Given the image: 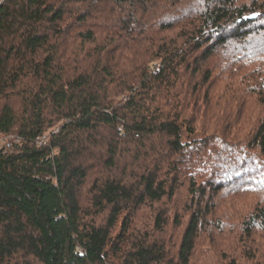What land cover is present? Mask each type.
Returning <instances> with one entry per match:
<instances>
[{
    "label": "trees",
    "instance_id": "obj_1",
    "mask_svg": "<svg viewBox=\"0 0 264 264\" xmlns=\"http://www.w3.org/2000/svg\"><path fill=\"white\" fill-rule=\"evenodd\" d=\"M0 132V264H264V0H3Z\"/></svg>",
    "mask_w": 264,
    "mask_h": 264
},
{
    "label": "rangeland",
    "instance_id": "obj_2",
    "mask_svg": "<svg viewBox=\"0 0 264 264\" xmlns=\"http://www.w3.org/2000/svg\"><path fill=\"white\" fill-rule=\"evenodd\" d=\"M162 4V3H161ZM170 32H165V36H167V34ZM154 65H158L159 66V61H156L154 63ZM61 125V123L52 125L50 128L46 129L44 132V135H46L47 137L49 136V133L51 131H55L59 126ZM182 138L186 139L187 135L185 132H182ZM190 184H187L186 186H182L180 188L179 194L181 198V201L178 204V207L176 208L177 212H178V216H179V221H180V225H182L185 221V209H184V203L188 200L186 198L187 192H189L190 189ZM162 205L164 206V208H166L168 210V221L164 224L163 227V241L161 244V241H157L155 239L156 236V229H149L146 228L145 221L142 220H138L137 221V226L139 228V233H137V236L139 239H144V241L146 240L148 243H152L155 244V242L157 243V245L159 247L165 245L164 247L166 249H169L171 251H175L176 247H177V241L179 239V234H180V229H178L177 232L173 233V231H171L172 227H171V222L170 220L172 219V213L174 211L173 206H171V203L166 202L165 200H162ZM171 227V229H170ZM208 244L206 242H200L197 246H196V250H198L196 253H194V257L192 259V261H190V264H205V256H203L202 252H204L205 249L208 248ZM158 247V249H159ZM211 251H213V249H211ZM207 262V261H206ZM214 263V262H213Z\"/></svg>",
    "mask_w": 264,
    "mask_h": 264
},
{
    "label": "built area",
    "instance_id": "obj_3",
    "mask_svg": "<svg viewBox=\"0 0 264 264\" xmlns=\"http://www.w3.org/2000/svg\"><path fill=\"white\" fill-rule=\"evenodd\" d=\"M3 0H0V5L2 3ZM47 136L46 135H40L36 138V143L37 145H42L45 144L46 140H47ZM18 141V137L14 136V135H9V134H3L0 132V149L2 151H7L8 149H10L13 145L14 142Z\"/></svg>",
    "mask_w": 264,
    "mask_h": 264
},
{
    "label": "water",
    "instance_id": "obj_4",
    "mask_svg": "<svg viewBox=\"0 0 264 264\" xmlns=\"http://www.w3.org/2000/svg\"><path fill=\"white\" fill-rule=\"evenodd\" d=\"M257 16V13H251V14H248V15H245V18H250V19H252V18H255Z\"/></svg>",
    "mask_w": 264,
    "mask_h": 264
}]
</instances>
